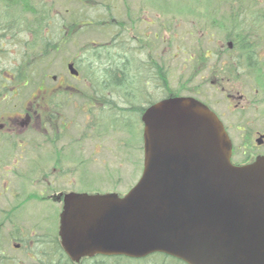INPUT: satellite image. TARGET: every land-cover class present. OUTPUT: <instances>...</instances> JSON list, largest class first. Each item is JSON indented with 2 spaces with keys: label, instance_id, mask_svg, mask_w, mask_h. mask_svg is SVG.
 Here are the masks:
<instances>
[{
  "label": "flooded vegetation",
  "instance_id": "af4514ba",
  "mask_svg": "<svg viewBox=\"0 0 264 264\" xmlns=\"http://www.w3.org/2000/svg\"><path fill=\"white\" fill-rule=\"evenodd\" d=\"M221 2L226 8V1ZM30 3L35 9L25 11L27 17L14 25L19 38L11 41L0 34L2 48L24 49L26 54L46 48L36 54L53 68L60 60L66 62L65 69L74 67L75 71H68L77 72L70 76L76 82H61L63 77L57 76L44 81L37 76L29 83L22 74L2 77L0 264H190L164 251L139 257L86 251L102 244L97 228L86 222L95 208L88 200L68 196L116 192L125 197L128 192L114 189L100 193L93 178L82 180L90 167L95 169L96 154L103 149L94 140L111 138L106 124L109 112L123 123L129 116L142 121L148 108L167 99L192 97L214 111L233 142V164L246 165L264 156V0H235L245 34L241 42L251 45L252 52L238 54L234 41L225 40L209 41L207 48H198L194 60L192 56L195 85L188 95L183 94L182 86L176 91L171 88L165 55L146 44V30L155 24L148 23L143 29L141 17L139 21L132 16L130 3L122 7L123 13L117 2L83 3L71 12L55 7L53 0ZM88 32L101 33L108 40L104 44L90 42L93 47L84 45L73 58L66 59L69 46L80 43ZM109 47L114 71L129 70L132 78L130 85L120 82L115 87L118 92L131 93L127 101L113 99L112 92L107 94L109 83H90L89 75L104 68L96 59L103 58ZM4 58L5 53L0 54L3 64ZM17 58L21 60L20 52ZM147 64L154 65L165 81L158 75L154 80L150 74L145 77ZM46 79H59L60 85H49ZM236 140L248 146L235 148ZM235 157L249 159L236 162Z\"/></svg>",
  "mask_w": 264,
  "mask_h": 264
},
{
  "label": "water",
  "instance_id": "95a60500",
  "mask_svg": "<svg viewBox=\"0 0 264 264\" xmlns=\"http://www.w3.org/2000/svg\"><path fill=\"white\" fill-rule=\"evenodd\" d=\"M142 122L145 162L136 186L123 198L68 196L95 208L86 222L102 244L86 251L264 264V157L233 165L227 131L194 98L159 102Z\"/></svg>",
  "mask_w": 264,
  "mask_h": 264
},
{
  "label": "rangeland",
  "instance_id": "374dc122",
  "mask_svg": "<svg viewBox=\"0 0 264 264\" xmlns=\"http://www.w3.org/2000/svg\"><path fill=\"white\" fill-rule=\"evenodd\" d=\"M53 2L56 3L55 7H60L62 10L70 12L79 10L84 4L105 5L107 2H117L122 13V7L130 3L132 16L139 21V17H142L143 29L146 27L145 22L155 24L146 30L149 34L146 44H150L152 49L159 48L160 52L165 55L164 62L168 66L171 88L176 91L182 86L184 88L183 94L186 95L193 91V86L195 85V64H193V60L197 53L196 50L198 48H207L206 43L209 41L223 42L226 39L228 28L225 29V26L230 23V8L234 6V1L229 0L226 2V8H223L221 3L218 4L217 0H53ZM256 3H258V0H256ZM261 30L264 31L262 28ZM202 31L206 32L205 36ZM83 35L84 37L80 39V43L77 42V44L69 46L68 54L65 55L66 59L73 58V55L84 45L92 46L90 42L96 41V43L104 44L108 40L101 33L92 34L88 32ZM155 35L159 36V40H155ZM6 63L7 66L5 68L7 70L13 68L10 66V62ZM65 65L66 62H61L60 60L53 69L49 70L44 66V70L52 76L63 77V79H60L61 82L66 80L69 84H74L76 81L72 80L68 69H65ZM100 65H106L105 57L101 58ZM105 67L109 68L108 65ZM40 68L42 69L43 67L41 66ZM50 80L47 81L49 85H60L59 79L57 82ZM106 91L107 94L111 92V90ZM115 93L125 101L130 99L128 97H130L129 94L131 93ZM125 118L127 117L125 116ZM114 119L115 121H113ZM130 120L133 121L136 118L129 116ZM106 124L111 127L117 126L118 128L123 126V122L118 121L116 114L111 112H109V120ZM124 125L128 127L125 123ZM141 129L140 124H133V126L124 128L119 135L110 132L113 140L111 138L98 140L96 137L94 144L101 145L103 149L100 154H96L97 163L95 169L90 167V170L86 171L87 174L84 175L82 180H89L90 178L96 180L99 183L100 193H110L113 189L117 192L125 193L133 188L143 172V150L140 143L138 144L139 138H137V134L141 132ZM126 130L131 132L127 133ZM119 144H122L123 148ZM243 146H248V144L236 140L235 148H242ZM239 153H242L240 149ZM242 160L243 158H237V161ZM84 173L85 171L83 170L82 174Z\"/></svg>",
  "mask_w": 264,
  "mask_h": 264
},
{
  "label": "trees",
  "instance_id": "16d2710c",
  "mask_svg": "<svg viewBox=\"0 0 264 264\" xmlns=\"http://www.w3.org/2000/svg\"><path fill=\"white\" fill-rule=\"evenodd\" d=\"M228 2V0H225ZM229 1H234L231 9V19L230 23H228L227 26H225V29L228 28L227 36L225 40L228 41H234L235 48L237 50L236 53L238 54H244V53H251L252 51L249 50L252 46L249 45L248 43L241 42L243 40V37H245L244 31L242 27L240 26L238 22V16L236 12V5H235V0H229ZM0 28L3 26L5 28H8L11 26V24L14 26L17 21H23L27 15L25 14V11H32L34 10L35 7L32 3H30V0H0ZM10 25V26H9ZM248 28V27H247ZM246 31H250L247 29ZM203 35H206V32L203 31ZM3 36V35H2ZM2 36L0 35V41ZM252 36V35H250ZM4 37V36H3ZM22 44V42H21ZM46 48H39L32 54H26V50L21 49H16L15 51H11L9 47L2 48L0 44V54L4 55L5 53V58H4V64L3 61H0V86L3 84V76L5 74H12V75H17V74H22L26 76L24 82H32L33 80L36 79L37 76H41L42 81H44L45 77H48L49 74L46 70H44V66L47 67V69L51 70L53 69V66L49 65V63L45 62L44 59L40 58V54L37 55L36 52H41V50H45ZM17 52V53H16ZM18 52L21 53V60L17 58ZM16 53V54H15ZM235 53V52H232ZM15 55V56H14ZM108 56V57H107ZM102 57H107L106 58V65L109 66V68H106L104 66L103 70H97L95 75H89V80L91 84L93 85H98L100 83L108 84L109 87L108 90H111V97L113 99L118 98L119 96L115 93L118 92L116 90L118 85L120 86V82H127L130 85L131 82V77H130V72L129 70L126 71H117L115 72L114 69V56L113 53L111 52L110 47L107 48L106 53L103 54ZM96 61H101V58H97ZM6 62H10V66H12V69H6L5 66H7ZM119 62V61H117ZM16 63V64H15ZM43 67L42 69L40 67ZM147 74L145 77H150L151 79L154 80V77L158 75V78L161 80V82L165 81L164 77L159 76L158 70L156 71L153 69L154 65L147 64ZM105 70V71H104ZM21 83V82H18ZM0 91L2 89L0 88ZM120 91V90H119ZM120 93V92H119ZM115 94V95H114ZM109 98V97H108ZM114 107V106H112ZM140 119H137V121ZM136 121V120H135ZM125 124H127L129 121L125 120ZM140 122V121H139ZM128 128V127H127ZM119 131H122V128L120 127Z\"/></svg>",
  "mask_w": 264,
  "mask_h": 264
},
{
  "label": "bare ground",
  "instance_id": "6f19581e",
  "mask_svg": "<svg viewBox=\"0 0 264 264\" xmlns=\"http://www.w3.org/2000/svg\"><path fill=\"white\" fill-rule=\"evenodd\" d=\"M0 6H1V4H0ZM0 34L7 37V38H10L11 41L13 39L15 40V39L19 38V36H18L19 31L16 29V27L14 28V26L12 24L8 28H5L4 26L2 28H0Z\"/></svg>",
  "mask_w": 264,
  "mask_h": 264
}]
</instances>
